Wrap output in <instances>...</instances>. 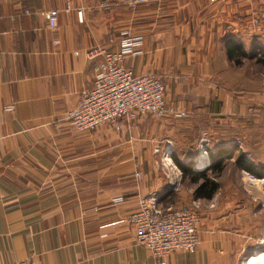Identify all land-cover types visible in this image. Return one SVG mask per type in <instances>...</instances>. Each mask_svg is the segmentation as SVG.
<instances>
[{
  "label": "crops",
  "instance_id": "obj_1",
  "mask_svg": "<svg viewBox=\"0 0 264 264\" xmlns=\"http://www.w3.org/2000/svg\"><path fill=\"white\" fill-rule=\"evenodd\" d=\"M256 1L262 25L255 43L264 47V0ZM51 10L60 11L57 32L48 27ZM233 19L230 0H148L135 11L125 0H0V264H160L137 244L130 223L151 194L161 209L196 207L200 213L198 247L170 254L166 264L259 260L263 197L222 198L220 187L211 200H197V186L176 189L181 178L167 177L162 166V152L171 145L182 162L193 157L200 170L195 163L207 127L213 149L241 144L250 162L264 166L263 133L242 134L233 122L231 73L211 69V52L235 36ZM210 30L217 36L212 47ZM124 32L144 36V44L123 66L135 74L161 72L176 115L80 133L67 114L93 85L97 61L87 54L99 46L115 51ZM242 36L235 41L250 50L255 43ZM201 39L203 51L195 54ZM192 132L197 135L189 139Z\"/></svg>",
  "mask_w": 264,
  "mask_h": 264
},
{
  "label": "built area",
  "instance_id": "obj_2",
  "mask_svg": "<svg viewBox=\"0 0 264 264\" xmlns=\"http://www.w3.org/2000/svg\"><path fill=\"white\" fill-rule=\"evenodd\" d=\"M214 1V0H211ZM148 0H125V5L135 11ZM67 9L71 7L68 4ZM59 10L46 13L51 31L59 29ZM78 18L83 20L82 11ZM255 20L254 24H258ZM112 42V41H110ZM59 44V41H55ZM144 36L122 33L118 47L109 51L106 47H95L88 52L90 60L97 61L92 87L82 91L78 106L67 114L72 127L80 133H88L102 126L120 129L121 122L131 123L139 117L152 116L158 119L166 117L169 109L166 98V86L161 77L153 72L135 74L123 66L128 57L142 54ZM174 111L173 109H171ZM208 139L201 144L200 159L209 164ZM174 150L168 145L162 152V166L170 168ZM138 180L141 175L137 174ZM116 200V203L121 202ZM159 198L151 194L140 201L139 208L130 217L135 229L138 245L150 251L160 262L166 264V258L176 252H193L200 243V213L190 207H158ZM16 264H35L23 261Z\"/></svg>",
  "mask_w": 264,
  "mask_h": 264
},
{
  "label": "rangeland",
  "instance_id": "obj_3",
  "mask_svg": "<svg viewBox=\"0 0 264 264\" xmlns=\"http://www.w3.org/2000/svg\"><path fill=\"white\" fill-rule=\"evenodd\" d=\"M230 1H232L234 5L233 29L230 30L231 31L230 34L234 33L232 35H235L234 37H230V40H238L236 38L243 37L242 36L243 34L245 36V39H247V36L250 37L249 42L251 43L258 42V37H259L258 33L261 31V29L258 28L261 27L262 21L260 18H258L259 16L257 15V1L256 0H230ZM243 9H248L247 14L244 13L242 15L241 11ZM255 20L257 21L259 20V23L254 24ZM243 23H246L248 26ZM227 31H229V29L226 30V32ZM197 32L200 36V31L197 30ZM192 33H194V31H192ZM209 37L211 41L208 42V46L211 45L212 47V45H214V43L217 42V36L215 34V30L209 31ZM214 38H216V41ZM202 45H203L202 39L198 40L195 43V45L192 48L194 49L195 54H198L199 52L201 53L203 51ZM243 45L247 51L248 50L247 43ZM223 47L224 45L221 44L219 47L217 46V50L215 49L213 53L211 52V69L222 70L223 74L224 71H226L227 73L228 72L231 73L232 76L231 84L233 85L234 88V112L232 116L233 122H236L238 120L237 126L238 129L242 131V134L247 133L248 135L250 134L249 136L254 137L255 134L260 135L261 133H263L262 135L264 137V124L262 126V130L260 129L255 130L256 129L255 126L258 127L259 125H262L261 122L264 123V111H262L259 108L261 105H264V69L260 65H258L255 61L252 60H246L241 66H236L235 64L228 62L227 63L228 66H227V64L224 63L225 61L223 59ZM189 48L190 47L188 46L187 49ZM195 61L196 62L194 61L192 62L193 65L195 66V64H198L199 67V60L197 62V59H195ZM186 67H189L188 65H186V62L182 63L183 70H185ZM194 69L196 70L197 67H195ZM153 73L161 77V72L157 71V73L155 72ZM243 101L244 104L241 103ZM168 109L169 111L166 117L164 118H167L169 115H176V111L174 109H173L174 111H172L171 108ZM139 118H143V117H139ZM244 118L247 120L246 122L253 125H250V127H246L244 125L245 121H243ZM196 131L199 132L198 129H196ZM204 131L206 132V134L203 133L201 134L202 136L200 140L201 142L204 139H208V138L210 139L211 134H213L212 129L210 131V128L208 127L205 128ZM236 133L237 132H235L234 137L240 138L239 136H236L237 135ZM194 135H197V133L195 132L191 133V135L188 136L189 139L194 137ZM200 144L198 147V153L202 152ZM211 147H212V143H210L209 147L207 148V152L208 149H210ZM239 147L244 149V147L241 146V144H239ZM209 163H210V159H209ZM166 168H167V177L170 176L171 179H175V173H176L181 178L179 185L178 184L176 185V189L180 187H182V189L184 188L189 189L191 186H193V184L190 183L188 180L183 181L182 172L180 170L179 171L181 173L175 169L173 171V168L171 167L170 168L166 167ZM218 182L220 184V187H223L221 192L222 198H225V196L226 198L227 197L232 198V196L234 195L238 196L237 198L239 197L243 199L249 198L250 200L254 199V197H259L258 199H260V196L264 198V179L255 178L254 176L250 175L248 172L238 169L234 164V160L230 162L227 168H225V171L223 172L222 176L219 178ZM194 209L198 211L196 207H194ZM260 213L263 215L264 218V210L260 211Z\"/></svg>",
  "mask_w": 264,
  "mask_h": 264
},
{
  "label": "trees",
  "instance_id": "obj_4",
  "mask_svg": "<svg viewBox=\"0 0 264 264\" xmlns=\"http://www.w3.org/2000/svg\"><path fill=\"white\" fill-rule=\"evenodd\" d=\"M224 48L230 63L241 66L246 60H252L264 69V47L255 44L246 51L242 43L228 40ZM208 155L210 163L205 168L195 170L193 157L189 161L182 162L176 154H172L173 162L182 172L183 181L188 180L197 186L194 192V198L197 200H211L216 195L220 189L218 180L233 160L238 169L248 172L255 178L264 179V166L258 167L257 161L250 162L247 159L249 153L240 148L239 144L233 143L228 147L216 149L211 147L208 149ZM256 160L260 161L259 157Z\"/></svg>",
  "mask_w": 264,
  "mask_h": 264
},
{
  "label": "bare ground",
  "instance_id": "obj_5",
  "mask_svg": "<svg viewBox=\"0 0 264 264\" xmlns=\"http://www.w3.org/2000/svg\"><path fill=\"white\" fill-rule=\"evenodd\" d=\"M201 163V164H200ZM199 164H200V169H202V168H205L206 166H207V160L206 159H199L198 160V162L197 163H195V167H196V169H199ZM201 165H202V167H201ZM259 260H252V262L250 263V264H253V263H255V264H264V254H262L261 256H259V258H258ZM248 264H249V262H248Z\"/></svg>",
  "mask_w": 264,
  "mask_h": 264
}]
</instances>
